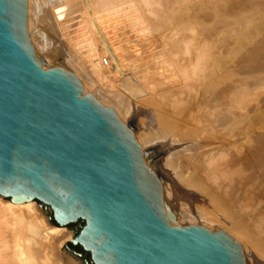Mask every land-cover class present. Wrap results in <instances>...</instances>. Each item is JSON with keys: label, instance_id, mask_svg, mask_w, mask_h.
<instances>
[{"label": "bare ground", "instance_id": "bare-ground-1", "mask_svg": "<svg viewBox=\"0 0 264 264\" xmlns=\"http://www.w3.org/2000/svg\"><path fill=\"white\" fill-rule=\"evenodd\" d=\"M26 1L41 64L75 70L128 119L176 219L229 230L245 264H264V0H85L80 35L66 0ZM124 9L162 34L153 53L171 84L164 98L127 72L103 33L102 16ZM71 234L34 201L0 196V264H78L60 250Z\"/></svg>", "mask_w": 264, "mask_h": 264}, {"label": "water", "instance_id": "water-1", "mask_svg": "<svg viewBox=\"0 0 264 264\" xmlns=\"http://www.w3.org/2000/svg\"><path fill=\"white\" fill-rule=\"evenodd\" d=\"M127 121L75 70L42 65L27 1L0 0V196L76 226L65 247L86 264H245L229 230L174 224Z\"/></svg>", "mask_w": 264, "mask_h": 264}, {"label": "rangeland", "instance_id": "rangeland-1", "mask_svg": "<svg viewBox=\"0 0 264 264\" xmlns=\"http://www.w3.org/2000/svg\"><path fill=\"white\" fill-rule=\"evenodd\" d=\"M66 2H67V11H68V18H69V21H68L69 29L72 30L73 35H80V33H82V28H81L82 22H81L80 15L83 11L86 10L85 8L86 1L85 0L84 1L83 0H66ZM124 10L126 11H123V10H121L122 12L119 11L118 12L119 14L117 13L118 16L116 14H114V16L112 15H104L107 17L102 16L101 22L102 23L105 22L101 25L104 30L103 33L105 32L104 34H106V37L109 39V42L113 43V45L118 48L119 55L122 58L121 60L123 64L127 63L126 65L125 64L124 65L126 66V68H128V66L130 68V69L128 68L127 72L129 74H131L130 72H132V74L134 73L136 74V76H141V80L143 81L144 84H147L149 85L150 88L157 90V92L161 93V96L164 98L165 94H163V92L165 90L164 88H166L164 86H171V84L170 82L169 83L164 82L163 79L160 77V74L163 72L162 70H160L162 69V67L159 61L154 59L157 56L156 54H159L161 52L160 50L163 47L161 46L163 45L162 44L163 42L161 41L162 38H160L162 37V34L161 32H158V31H154L153 33V30H151L148 26L146 28L145 25L144 26L140 25L142 23L139 24L138 22L139 18L133 17V15H130L132 18L129 19L130 18L129 14L128 15L126 14L130 12L127 9H124ZM123 12L125 13L127 12V13L125 14ZM133 18L135 21L137 19L138 21L136 22L138 23H136L133 20ZM133 21L136 23V26H135V23H133ZM138 24L140 28L138 27ZM157 33H158V36L160 35L161 36L158 37ZM80 38L81 37L78 36L76 40ZM147 42H149L148 45H147ZM137 46H139L140 48ZM146 48H148L149 50ZM158 49L160 52L158 51ZM136 52L140 54V55L138 54L137 56L139 58L138 60H135L136 57L132 56L133 53H136ZM153 52H155L156 54ZM106 56L107 55H105V58ZM49 66H55V65H49ZM137 71L139 72L137 73ZM90 91L91 93H94V89L91 88ZM166 100L169 103L170 99L166 98ZM34 203L40 208L41 212L47 218L48 222L51 223V220L48 219L49 214H51V209L48 206H45L43 203H40L39 201H34ZM174 224L175 225H190V224L202 225L201 223H197L193 221L185 222L183 220H177V219ZM65 228H67L69 231L72 232L71 234L72 236L74 235L76 226L68 225ZM67 239H71V237L65 239L63 244H61L60 246V250L65 251L67 254L72 256L77 261L78 264H86L84 257L82 255V252L65 247Z\"/></svg>", "mask_w": 264, "mask_h": 264}, {"label": "trees", "instance_id": "trees-1", "mask_svg": "<svg viewBox=\"0 0 264 264\" xmlns=\"http://www.w3.org/2000/svg\"><path fill=\"white\" fill-rule=\"evenodd\" d=\"M77 246H79V245H77ZM80 247V246H79ZM81 248V247H80ZM81 250H82V248H81Z\"/></svg>", "mask_w": 264, "mask_h": 264}]
</instances>
